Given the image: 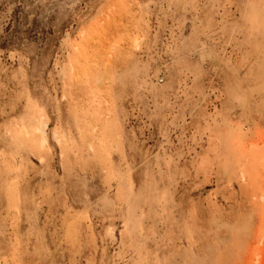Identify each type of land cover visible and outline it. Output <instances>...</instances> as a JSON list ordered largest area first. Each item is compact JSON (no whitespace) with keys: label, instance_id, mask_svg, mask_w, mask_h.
Wrapping results in <instances>:
<instances>
[{"label":"rangeland","instance_id":"1","mask_svg":"<svg viewBox=\"0 0 264 264\" xmlns=\"http://www.w3.org/2000/svg\"><path fill=\"white\" fill-rule=\"evenodd\" d=\"M0 264H264V0H0Z\"/></svg>","mask_w":264,"mask_h":264},{"label":"bare ground","instance_id":"2","mask_svg":"<svg viewBox=\"0 0 264 264\" xmlns=\"http://www.w3.org/2000/svg\"><path fill=\"white\" fill-rule=\"evenodd\" d=\"M238 96V95H237ZM44 129H45V127H44ZM43 132H44V130H43ZM44 134V133H43ZM45 135V134H44Z\"/></svg>","mask_w":264,"mask_h":264}]
</instances>
